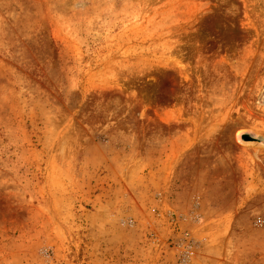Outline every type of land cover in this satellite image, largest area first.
Returning a JSON list of instances; mask_svg holds the SVG:
<instances>
[{
    "label": "rangeland",
    "instance_id": "1",
    "mask_svg": "<svg viewBox=\"0 0 264 264\" xmlns=\"http://www.w3.org/2000/svg\"><path fill=\"white\" fill-rule=\"evenodd\" d=\"M0 264H264V0H0Z\"/></svg>",
    "mask_w": 264,
    "mask_h": 264
}]
</instances>
